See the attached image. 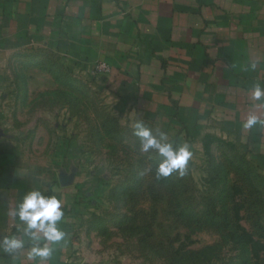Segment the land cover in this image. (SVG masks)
<instances>
[{
  "label": "crops",
  "instance_id": "1",
  "mask_svg": "<svg viewBox=\"0 0 264 264\" xmlns=\"http://www.w3.org/2000/svg\"><path fill=\"white\" fill-rule=\"evenodd\" d=\"M36 56L106 64L97 75L159 122L264 158V0H0V264H83L82 169L35 164L10 133L6 97Z\"/></svg>",
  "mask_w": 264,
  "mask_h": 264
},
{
  "label": "rangeland",
  "instance_id": "2",
  "mask_svg": "<svg viewBox=\"0 0 264 264\" xmlns=\"http://www.w3.org/2000/svg\"><path fill=\"white\" fill-rule=\"evenodd\" d=\"M39 58L17 67L10 133L35 164L82 169L80 263L264 264V158L159 122L94 68Z\"/></svg>",
  "mask_w": 264,
  "mask_h": 264
},
{
  "label": "built area",
  "instance_id": "3",
  "mask_svg": "<svg viewBox=\"0 0 264 264\" xmlns=\"http://www.w3.org/2000/svg\"><path fill=\"white\" fill-rule=\"evenodd\" d=\"M95 71L97 73L106 74L109 71V68L106 64L100 63L95 67Z\"/></svg>",
  "mask_w": 264,
  "mask_h": 264
}]
</instances>
